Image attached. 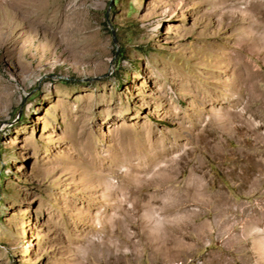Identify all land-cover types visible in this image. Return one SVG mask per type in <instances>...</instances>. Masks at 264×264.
Here are the masks:
<instances>
[{
    "label": "rangeland",
    "instance_id": "rangeland-1",
    "mask_svg": "<svg viewBox=\"0 0 264 264\" xmlns=\"http://www.w3.org/2000/svg\"><path fill=\"white\" fill-rule=\"evenodd\" d=\"M251 38L264 51V0H0V264H253ZM211 114L231 128L202 133Z\"/></svg>",
    "mask_w": 264,
    "mask_h": 264
},
{
    "label": "bare ground",
    "instance_id": "bare-ground-1",
    "mask_svg": "<svg viewBox=\"0 0 264 264\" xmlns=\"http://www.w3.org/2000/svg\"><path fill=\"white\" fill-rule=\"evenodd\" d=\"M249 42L250 43H252L253 44V47H255L256 48V50L258 51V52H261V53H263L264 51H263V48H262V46H260L258 43H257V41L255 40V39H249ZM246 43V42H245ZM236 67H237V69H238V72H239V82L243 85L242 87H237V89L239 88L240 89V93L241 94H243L244 93V101L243 102H241V103H238V104H240L241 105V108H240V114L241 115H243V114H246V111L248 110V108H249V103L248 102H250L251 100H249L248 99V96H247V87H249V85L250 84H253L252 82H253V79H252V77L250 76V73H249V71H250V68H249V66L247 65V64H245L243 61H239V63L236 65ZM248 76L250 77V78H248ZM255 79V78H254ZM255 83V82H254ZM253 85H255V84H253ZM239 99V98H238ZM242 99V98H241ZM249 100V101H248ZM224 104L226 105V110H227V113L228 114H230V117H231V115H236V113L237 112H234L235 111V108L237 107V104L235 103V102H233V103H231V102H224ZM249 111H250V109H249ZM250 116V115H249ZM236 118V117H235ZM248 118V117H247ZM233 119V118H232ZM245 120V119H244ZM231 121V120H230ZM230 121L229 122H227V120L226 119H224V120H222V121H220L216 116H214L213 114H211V119L209 120V121H207V123L205 124V125H201V127H202V129H201V131H202V133H206V131H208V130H210V129H212V127L213 126H215V127H217L220 131L222 130V129H230L231 127L229 126V124H230ZM239 121V120H238ZM250 121V120H249ZM253 121V120H252ZM232 123V122H231ZM214 124V125H213ZM233 124H235L234 122H233ZM240 124V123H239ZM238 124V125H239ZM242 124H244L246 127V129H247V127H248V124L245 122V121H242ZM241 124V125H242ZM232 126V125H231ZM243 126V125H242ZM230 127V128H229ZM255 127V126H254ZM214 128V127H213ZM242 128V127H241ZM259 128V127H258ZM217 129V130H218ZM215 130V129H214ZM235 130V129H234ZM209 132V131H208ZM215 132V131H214ZM234 132V131H233ZM237 133V132H236ZM245 133V132H244ZM248 133H249V131H248ZM213 134V133H212ZM247 134V132L245 133V135ZM205 135V134H204ZM234 135V134H233ZM242 135V134H241ZM244 135V134H243ZM244 135V136H245ZM248 135V134H247ZM206 136V135H205ZM211 137V136H210ZM234 137H235V135H234ZM209 138V137H208ZM206 140H208V139H206ZM212 142V141H211ZM207 143V142H206ZM209 143H210V141H209ZM165 151V150H164ZM175 152V151H174ZM169 153V152H168ZM156 155H157V157H155L154 158V160H157V159H162V158H165L164 156H165V154L163 153V151H159V150H157V153H156ZM159 161V160H158ZM127 163L130 165L131 163L127 160ZM165 163H167V162H165ZM169 163V162H168ZM157 164V163H156ZM169 164H171V163H169ZM131 166V165H130ZM137 168V167H136ZM138 170H139V168H137ZM134 170V169H133ZM137 170V171H138ZM136 171V170H135ZM141 171V170H140ZM147 172V171H146ZM163 182V181H162ZM156 192V191H155ZM162 202V200H160V199H158V198H156L155 200H153L152 201V203H150V205H156V204H159V203H161ZM197 202V201H196Z\"/></svg>",
    "mask_w": 264,
    "mask_h": 264
},
{
    "label": "crops",
    "instance_id": "crops-1",
    "mask_svg": "<svg viewBox=\"0 0 264 264\" xmlns=\"http://www.w3.org/2000/svg\"><path fill=\"white\" fill-rule=\"evenodd\" d=\"M261 246H264V240H259L252 243L251 256L253 264H264V250L260 249Z\"/></svg>",
    "mask_w": 264,
    "mask_h": 264
}]
</instances>
